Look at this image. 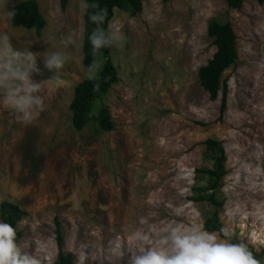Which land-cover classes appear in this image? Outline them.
Returning a JSON list of instances; mask_svg holds the SVG:
<instances>
[{"label": "rangeland", "instance_id": "obj_1", "mask_svg": "<svg viewBox=\"0 0 264 264\" xmlns=\"http://www.w3.org/2000/svg\"><path fill=\"white\" fill-rule=\"evenodd\" d=\"M21 1L0 3V32L11 35L15 49L38 53L33 79L42 83L46 109L24 124L0 108V205L23 210L25 250L54 264L58 220L74 264L71 250L85 243V264H129L135 231L155 243L170 225L203 228L213 207L191 198L206 182L196 170L212 164L205 141L217 139L227 156L221 229L231 231V242L262 253L264 264V4L245 0L237 10L226 0H145L136 16L116 8L109 27L126 40L111 48L119 81L105 97L114 129L103 131L72 125L74 90L88 76L85 0H69L65 10L60 0H36L47 21L41 36L12 26L7 8ZM214 18L231 23L238 51L237 64L222 76L228 95L221 118L222 93L211 100L198 79L216 51L208 35ZM68 35L74 46L61 42ZM46 50L68 57L57 73L44 66ZM212 234L224 239L221 231ZM112 252L122 255L108 260Z\"/></svg>", "mask_w": 264, "mask_h": 264}, {"label": "clouds", "instance_id": "obj_2", "mask_svg": "<svg viewBox=\"0 0 264 264\" xmlns=\"http://www.w3.org/2000/svg\"><path fill=\"white\" fill-rule=\"evenodd\" d=\"M8 0H0L7 5ZM87 11L89 5L85 3ZM94 11L88 13L89 21L95 25L88 36L93 55L101 49H121L126 38L117 30L105 28L104 21L107 11L95 3L90 5ZM16 10L7 8V16L14 17ZM8 32H0V108L15 113L20 123H31L44 111L45 104L42 94V83L33 79L34 73H39L36 64L38 53L28 47L17 50L12 46ZM65 46L75 45L72 35L65 36L61 41ZM43 63L48 70L57 73L66 63V53L53 50L43 53ZM4 198H0L2 201ZM143 223V218L140 220ZM224 239L203 228L192 225L185 229L170 225L163 228L155 241H150L148 234L141 231L133 233L136 252H132L129 264H259L245 243L231 242V231L220 230ZM91 244L77 245L71 251L78 254L77 264H85L89 258L86 249ZM122 253H111V258ZM0 264H44L38 257L25 250V246L17 238V229L8 222L0 221Z\"/></svg>", "mask_w": 264, "mask_h": 264}, {"label": "trees", "instance_id": "obj_3", "mask_svg": "<svg viewBox=\"0 0 264 264\" xmlns=\"http://www.w3.org/2000/svg\"><path fill=\"white\" fill-rule=\"evenodd\" d=\"M145 0H85L89 5L83 16V46L82 63L88 71V76L80 82L74 90L70 109L72 112V125L76 130H83L94 125L97 129L111 131L114 123L111 120L109 108L105 104V97L113 84L119 81L118 71L111 60V48L101 49L96 55L92 54L88 36L95 27L89 21L88 13L94 11L90 5L95 3L99 8H104L107 15L104 27L108 28L114 16L116 8L129 13L132 16L142 12ZM167 2L169 0H160ZM263 5L264 0H257ZM230 9H241L245 0H226ZM69 0H60L61 9L65 10ZM16 14L11 17V24L15 28L34 30L37 36H41L47 25L40 5L36 0H25L17 3L14 7ZM12 8V9H13ZM208 35L213 39L216 47L215 53L208 59L207 64L198 71V79L201 86L208 92L211 100H216L219 93H222L220 118L226 112L228 86L226 81H222L224 72L237 64V37L233 26L228 21L211 19L208 23ZM99 105V107L96 106ZM205 154L212 161L211 166L202 167L196 170L206 178L205 184L194 188V196L191 198L196 202H205L213 207V212L208 216L203 225V229L209 233L220 232L221 221L219 209L224 205V200L220 198V191L223 187V179L227 174V156L223 143L217 139L205 141ZM24 218L23 210L16 204L2 202L0 205V219L8 222L17 229L18 240L21 231L18 224ZM56 234L58 255L54 264H74L71 254L63 251V232L61 223L56 222ZM248 249L254 257L262 264V253H257L252 247Z\"/></svg>", "mask_w": 264, "mask_h": 264}]
</instances>
